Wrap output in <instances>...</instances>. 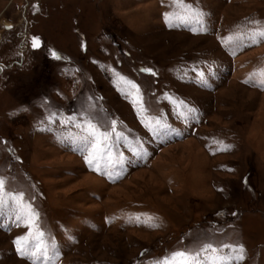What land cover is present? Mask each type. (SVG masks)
Wrapping results in <instances>:
<instances>
[{
    "label": "rangeland",
    "instance_id": "rangeland-1",
    "mask_svg": "<svg viewBox=\"0 0 264 264\" xmlns=\"http://www.w3.org/2000/svg\"><path fill=\"white\" fill-rule=\"evenodd\" d=\"M196 9L202 25L178 20ZM258 30L264 0H0V176L39 213V264H155L205 243L264 264ZM85 120L123 133L102 171ZM28 233L6 207L0 264H33L14 244Z\"/></svg>",
    "mask_w": 264,
    "mask_h": 264
},
{
    "label": "snow or ice",
    "instance_id": "snow-or-ice-1",
    "mask_svg": "<svg viewBox=\"0 0 264 264\" xmlns=\"http://www.w3.org/2000/svg\"><path fill=\"white\" fill-rule=\"evenodd\" d=\"M175 3H183V0H174ZM187 8L191 9V5H187ZM170 14L166 13L165 18L168 23V27H174L168 16ZM204 13L198 9L193 10L190 14V17L180 16L178 20L180 22H190V19H194L197 24L203 23ZM11 27V26H8ZM257 36L264 38V30H258L256 33ZM258 42V40L253 37V43ZM33 48L39 47V39L33 37ZM53 56H56V53L53 52ZM59 59L58 56H56ZM142 71L152 72L151 69H142ZM153 75L155 73H152ZM201 82L203 83V74L201 73ZM122 80H126L125 77H120ZM127 83L139 91L138 86L128 80ZM132 95V93H129ZM139 100V98H137ZM136 102V101H134ZM189 111H194V109H189ZM116 122L113 120L111 122V131H109L104 125L93 124L89 120H85L82 124H77L76 127L81 128L83 135L79 137V140L83 144L82 151H86L88 155H85L84 159L90 167H94L96 171H102L104 166L112 164L113 161V152L112 146L115 142L123 139V133L116 132L115 129ZM103 129V130H102ZM115 136V140H113ZM6 189V180L4 177L0 176V216L5 214V208L11 206L13 213L15 214V220L19 223L21 220H26L29 225V233L26 236H18L14 240L16 246V251L20 256H24L28 259L33 260V264H39L41 261L48 259V245L43 242L45 236L44 232L38 231L35 235L32 233V226L35 225L39 218V213H37L31 206L30 203L24 202V193H14L11 190ZM158 226V225H154ZM224 247H229L233 251H237L238 254L235 257L228 256L224 257L217 254V249L213 248L211 243H205L200 246L198 249L194 250L193 253L188 252H175L172 254L171 258L166 259L165 261H156L155 264H208V261H211V264H232L233 260L243 259V246H231L225 245ZM208 250H211L213 255L206 257L204 260L201 259V253H204ZM50 264V261H49Z\"/></svg>",
    "mask_w": 264,
    "mask_h": 264
}]
</instances>
